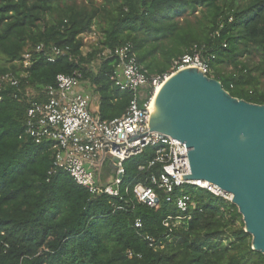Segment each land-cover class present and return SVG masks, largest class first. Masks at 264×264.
<instances>
[{
	"label": "trees",
	"instance_id": "trees-1",
	"mask_svg": "<svg viewBox=\"0 0 264 264\" xmlns=\"http://www.w3.org/2000/svg\"><path fill=\"white\" fill-rule=\"evenodd\" d=\"M92 33L99 38L84 52ZM127 45L150 81L197 48L232 97L264 105V0H0V264H264L232 202L151 184L161 172L148 168L155 148L124 163L121 196L112 198L56 169L52 142L36 144L28 132L30 104L47 102L62 74L83 76L101 121L122 117L133 95L112 81L118 61L104 53ZM39 46L68 55L50 63L35 53L25 68L23 56ZM152 91L140 90L141 104ZM114 175L106 162L102 186ZM139 185L155 189L157 208L138 201ZM183 195L194 204L187 213L177 207Z\"/></svg>",
	"mask_w": 264,
	"mask_h": 264
},
{
	"label": "built area",
	"instance_id": "built-area-1",
	"mask_svg": "<svg viewBox=\"0 0 264 264\" xmlns=\"http://www.w3.org/2000/svg\"><path fill=\"white\" fill-rule=\"evenodd\" d=\"M42 52L50 63L68 55L63 48L57 46L47 51L44 46H39L23 56L24 67L33 66L35 53ZM104 55L116 57L118 61L112 81L121 91H129L133 95L130 106L122 117L101 121L95 116L92 110L95 97L84 91L83 76L77 72L73 75H58L56 86L47 89L49 100L43 104H30L27 112L28 132L36 144L52 142L51 150L54 153L56 169L67 172L79 186L92 195L119 198L125 175L124 163L152 147L155 148L156 155L148 168H161L159 176L151 177L153 186L167 195L172 194L176 188L191 186L204 189L231 203L230 194L217 186L202 180H183L182 176L191 175L188 155L190 150L186 144L150 131L154 96L170 75L150 81L141 71L130 45L116 50L108 49ZM187 68H196L208 75L209 60H204L196 48L192 54L177 61L174 73ZM149 84L153 87L152 94L141 104L140 90ZM106 162L113 167L115 175L109 179L107 185L102 186V169ZM144 169L145 167L140 168ZM135 193L139 202L151 208L158 207L159 199L154 188L139 185ZM192 206L194 204L190 195H183L177 200V207L182 213H187ZM180 218L186 219V216L178 217ZM165 225L168 227L169 221ZM135 227H143L140 219L136 220Z\"/></svg>",
	"mask_w": 264,
	"mask_h": 264
},
{
	"label": "water",
	"instance_id": "water-1",
	"mask_svg": "<svg viewBox=\"0 0 264 264\" xmlns=\"http://www.w3.org/2000/svg\"><path fill=\"white\" fill-rule=\"evenodd\" d=\"M150 131L185 143L191 175L231 194L252 249L264 255V105L232 97L196 68L170 75L154 96Z\"/></svg>",
	"mask_w": 264,
	"mask_h": 264
},
{
	"label": "rangeland",
	"instance_id": "rangeland-1",
	"mask_svg": "<svg viewBox=\"0 0 264 264\" xmlns=\"http://www.w3.org/2000/svg\"><path fill=\"white\" fill-rule=\"evenodd\" d=\"M98 38H99V35L96 34V33H95V34L92 33V34H89V35L85 36V37H84V39H85L84 41H85V43L87 44V46H86V48L84 49V52H87L88 49H89V45H91V44L97 42ZM87 168H88V166H87Z\"/></svg>",
	"mask_w": 264,
	"mask_h": 264
},
{
	"label": "crops",
	"instance_id": "crops-1",
	"mask_svg": "<svg viewBox=\"0 0 264 264\" xmlns=\"http://www.w3.org/2000/svg\"><path fill=\"white\" fill-rule=\"evenodd\" d=\"M85 91V89H84ZM99 109V102H98V98L95 97V101L92 103V110L93 112H97Z\"/></svg>",
	"mask_w": 264,
	"mask_h": 264
},
{
	"label": "bare ground",
	"instance_id": "bare-ground-1",
	"mask_svg": "<svg viewBox=\"0 0 264 264\" xmlns=\"http://www.w3.org/2000/svg\"><path fill=\"white\" fill-rule=\"evenodd\" d=\"M157 90H160V88H158ZM154 102V101H153ZM153 109H154V104H153ZM231 198L233 199L232 195L230 194Z\"/></svg>",
	"mask_w": 264,
	"mask_h": 264
},
{
	"label": "clouds",
	"instance_id": "clouds-1",
	"mask_svg": "<svg viewBox=\"0 0 264 264\" xmlns=\"http://www.w3.org/2000/svg\"><path fill=\"white\" fill-rule=\"evenodd\" d=\"M172 75V74H171Z\"/></svg>",
	"mask_w": 264,
	"mask_h": 264
}]
</instances>
